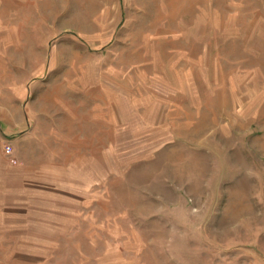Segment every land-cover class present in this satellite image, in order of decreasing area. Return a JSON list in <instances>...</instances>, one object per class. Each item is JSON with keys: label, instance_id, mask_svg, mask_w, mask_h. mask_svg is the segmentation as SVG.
Wrapping results in <instances>:
<instances>
[{"label": "rangeland", "instance_id": "374dc122", "mask_svg": "<svg viewBox=\"0 0 264 264\" xmlns=\"http://www.w3.org/2000/svg\"><path fill=\"white\" fill-rule=\"evenodd\" d=\"M0 264H264V0H0Z\"/></svg>", "mask_w": 264, "mask_h": 264}, {"label": "built area", "instance_id": "2783aa9c", "mask_svg": "<svg viewBox=\"0 0 264 264\" xmlns=\"http://www.w3.org/2000/svg\"><path fill=\"white\" fill-rule=\"evenodd\" d=\"M5 152L9 155V161L11 164H14L16 162V159L12 157V147L10 144L5 145Z\"/></svg>", "mask_w": 264, "mask_h": 264}]
</instances>
